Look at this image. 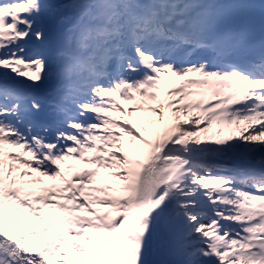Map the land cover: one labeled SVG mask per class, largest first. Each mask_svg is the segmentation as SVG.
<instances>
[{"label":"snow or ice","instance_id":"6c2138e0","mask_svg":"<svg viewBox=\"0 0 264 264\" xmlns=\"http://www.w3.org/2000/svg\"><path fill=\"white\" fill-rule=\"evenodd\" d=\"M0 264H264V0H0Z\"/></svg>","mask_w":264,"mask_h":264},{"label":"rangeland","instance_id":"374dc122","mask_svg":"<svg viewBox=\"0 0 264 264\" xmlns=\"http://www.w3.org/2000/svg\"><path fill=\"white\" fill-rule=\"evenodd\" d=\"M124 107H130V105L128 104H125ZM140 115H145V114H140ZM165 115H166V118H167V115H168V110L165 109ZM153 119H155V117L153 116ZM203 126V125H201ZM218 127L217 125H213L212 126V129H210L209 133L205 134L206 136H211L213 132L217 131L218 130ZM227 134V130H225V132L223 133V135H226ZM209 142V141H208ZM12 151H16L15 149H13ZM68 163H73V161H68ZM77 167L78 168H85V167H91L90 165H85V164H82V163H78L77 164ZM51 183V182H49Z\"/></svg>","mask_w":264,"mask_h":264}]
</instances>
